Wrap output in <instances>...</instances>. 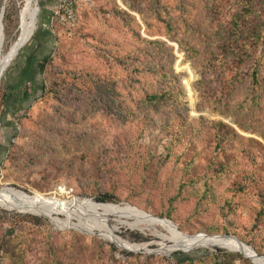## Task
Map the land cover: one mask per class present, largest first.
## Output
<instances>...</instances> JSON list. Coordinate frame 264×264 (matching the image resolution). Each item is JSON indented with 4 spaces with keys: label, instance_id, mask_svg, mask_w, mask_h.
I'll list each match as a JSON object with an SVG mask.
<instances>
[{
    "label": "rangeland",
    "instance_id": "374dc122",
    "mask_svg": "<svg viewBox=\"0 0 264 264\" xmlns=\"http://www.w3.org/2000/svg\"><path fill=\"white\" fill-rule=\"evenodd\" d=\"M28 1L0 0L3 56L35 17L0 72V191L170 216L181 232L0 203V264H231L220 251L254 264L207 232L264 253V0H83L70 28L53 18L58 0Z\"/></svg>",
    "mask_w": 264,
    "mask_h": 264
},
{
    "label": "bare ground",
    "instance_id": "6f19581e",
    "mask_svg": "<svg viewBox=\"0 0 264 264\" xmlns=\"http://www.w3.org/2000/svg\"><path fill=\"white\" fill-rule=\"evenodd\" d=\"M29 4H30V0L27 3L26 9L29 8ZM22 20L24 25L23 42L22 44H20V46L17 49H14L6 56H3L2 54L3 46H2L1 30H0V72L15 59L20 48L26 45L34 34V30H35L34 14L33 13L30 14L29 11L27 10ZM0 203L33 208L49 217L55 213L77 216V214L96 215L100 213L99 211L103 212L106 210H113L124 213L126 215H134L140 218L143 221V223H151L152 225H160L163 227H167L177 231V233L180 234L179 230L176 227H174L173 224L168 220L164 221L159 219L158 220L153 219L147 214H144L143 212H140L138 210H125L112 205H99L89 202H81L77 200L70 202H59L53 199L46 200L38 196L31 197V196L22 195L9 189H3L2 191H0ZM102 221L104 222V220ZM99 228L107 233L114 232L113 227L107 229L105 226H100ZM188 238L190 239H187L185 237H183L182 239H178L177 243H190L192 245H197V246L200 245L206 246V244L212 241H216L214 239H208L207 237H188ZM221 241L226 245V247L231 252L243 254L248 259H250L254 264H264V257L259 256L253 250H251L245 244L240 243L235 238L224 237L221 239Z\"/></svg>",
    "mask_w": 264,
    "mask_h": 264
},
{
    "label": "trees",
    "instance_id": "16d2710c",
    "mask_svg": "<svg viewBox=\"0 0 264 264\" xmlns=\"http://www.w3.org/2000/svg\"><path fill=\"white\" fill-rule=\"evenodd\" d=\"M2 6V4H0ZM17 18H18V11L16 10V6L11 2L9 6H7L6 8V13H5V19H4V23H5V32L6 35H10V28H12V30H16L17 28ZM15 42L16 40L14 38H12L11 42ZM11 43H9L8 45H10ZM52 62V58L51 56L46 57L42 60L39 61L38 63V70L40 72L41 76H44L50 63ZM257 83L260 84V82L256 79ZM264 83V80H263ZM46 92V87L43 90V94ZM165 95H169L168 92H165ZM4 98L2 100V102L5 104L7 102V97L5 96V93L3 94ZM163 97L162 94H154V95H148L147 96V101L148 102H155V101H159L161 98ZM209 190H206V192H208ZM97 201L99 203H103V204H110V203H116L115 197L111 196L109 194H105L104 196H101L99 198H97ZM27 214H33V215H37L39 216L37 213L33 212V211H25ZM168 220H172L171 217L169 216ZM208 235H212V236H218V235H226V236H231L228 231L226 229H216V230H210L207 232ZM123 238V237H121ZM108 241L111 242L110 238H106ZM123 240L129 242L130 244L133 245H145V244H138V243H133L131 241H129L128 239L123 238ZM138 242H144L145 240L143 238H139L137 240ZM250 245V244H249ZM222 258L223 259H232L231 264H236L238 261H241L242 264H252L249 260H245L242 256L240 255H233L230 253H224L223 251H220ZM257 253L259 254V256H264V253L257 251ZM220 260V259H219ZM217 261L215 264H223V261Z\"/></svg>",
    "mask_w": 264,
    "mask_h": 264
},
{
    "label": "built area",
    "instance_id": "2783aa9c",
    "mask_svg": "<svg viewBox=\"0 0 264 264\" xmlns=\"http://www.w3.org/2000/svg\"><path fill=\"white\" fill-rule=\"evenodd\" d=\"M83 0H58L53 18L66 27H75L78 20L77 9Z\"/></svg>",
    "mask_w": 264,
    "mask_h": 264
},
{
    "label": "water",
    "instance_id": "95a60500",
    "mask_svg": "<svg viewBox=\"0 0 264 264\" xmlns=\"http://www.w3.org/2000/svg\"><path fill=\"white\" fill-rule=\"evenodd\" d=\"M2 10H3V13H2V24H3V20H4V14H5V7H3L2 8ZM3 32H4V25H3ZM98 203V202H97ZM179 229V228H178ZM181 232V231H180ZM206 235V234H205ZM216 237H224V235H218V236H216ZM226 237H233V238H235L237 241H239L236 237H234V236H226ZM240 243H242V244H244L243 242H241V241H239ZM246 245V244H245ZM247 247H249L248 245H246ZM249 248H251V247H249ZM252 249V248H251ZM253 250V249H252ZM254 251V250H253ZM255 252V251H254ZM257 254V253H256Z\"/></svg>",
    "mask_w": 264,
    "mask_h": 264
},
{
    "label": "crops",
    "instance_id": "0c3cea01",
    "mask_svg": "<svg viewBox=\"0 0 264 264\" xmlns=\"http://www.w3.org/2000/svg\"><path fill=\"white\" fill-rule=\"evenodd\" d=\"M39 63V62H38ZM37 67H38V64H37ZM6 97H7V94H6ZM7 101H8V99H7ZM6 104V103H5Z\"/></svg>",
    "mask_w": 264,
    "mask_h": 264
}]
</instances>
